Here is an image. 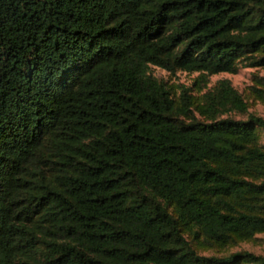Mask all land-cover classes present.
<instances>
[{"label":"trees","instance_id":"obj_1","mask_svg":"<svg viewBox=\"0 0 264 264\" xmlns=\"http://www.w3.org/2000/svg\"><path fill=\"white\" fill-rule=\"evenodd\" d=\"M244 68L264 0H0V264H264Z\"/></svg>","mask_w":264,"mask_h":264},{"label":"rangeland","instance_id":"obj_2","mask_svg":"<svg viewBox=\"0 0 264 264\" xmlns=\"http://www.w3.org/2000/svg\"><path fill=\"white\" fill-rule=\"evenodd\" d=\"M152 73L158 79L164 80L170 85L173 86H180L183 85L185 87H191L192 83L194 82L197 74L189 75L187 73L179 72L176 75H170L166 71H163L158 68H153ZM257 76L261 79H264V70L262 69H255V68H244L241 69L236 74H219L213 76L211 80L210 87H213L214 84L219 80H229L231 85L237 89L240 93L244 92L246 88L252 85L253 77ZM249 114H253L259 117L264 118V105L255 100H249ZM236 119H245V116L242 117H235ZM256 238L259 240L256 243L252 244H243L240 245L238 248L232 250V253L235 252H249L255 255L264 256V235H258Z\"/></svg>","mask_w":264,"mask_h":264}]
</instances>
